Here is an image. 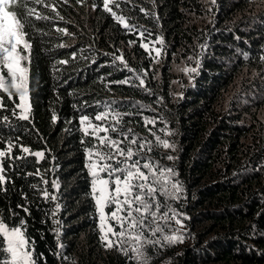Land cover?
<instances>
[{
  "label": "trees",
  "instance_id": "16d2710c",
  "mask_svg": "<svg viewBox=\"0 0 264 264\" xmlns=\"http://www.w3.org/2000/svg\"><path fill=\"white\" fill-rule=\"evenodd\" d=\"M210 1L118 0L112 11L104 0H16L9 7L18 16L35 8L49 17L25 19L28 120L19 118L16 97L0 93V219L6 227L26 222L37 264H135L130 248L125 256L101 241L85 167V149L97 142L80 120L112 110L122 114L112 127L150 141V158L172 168L183 188L171 201L183 242L145 245L148 264H264V2ZM138 31L163 40L161 64L140 46ZM195 55L191 81L174 92L173 65ZM242 70L246 78L228 94ZM136 102L156 110L161 130L145 125ZM157 136L174 147H156Z\"/></svg>",
  "mask_w": 264,
  "mask_h": 264
},
{
  "label": "snow or ice",
  "instance_id": "6c2138e0",
  "mask_svg": "<svg viewBox=\"0 0 264 264\" xmlns=\"http://www.w3.org/2000/svg\"><path fill=\"white\" fill-rule=\"evenodd\" d=\"M31 2L42 4L44 0H31ZM9 3H16V0H0V93H7L10 100L18 97L20 103L16 107L23 108L24 112H27L30 110L27 103L30 91V69L25 62L30 63V55H25V53L30 54L32 44L25 39L27 35L24 31L25 19L34 16L37 20H47L49 17L41 16L35 8H28L26 14L18 16L16 12L7 9ZM113 3L117 7L120 6L118 0H104L105 10L112 11L109 5ZM47 6L51 8V11H56L52 5ZM140 11L148 15L145 9L141 8ZM112 15L124 24V19L118 17L114 11ZM124 26L130 27L127 24ZM58 31L68 34L64 29H58ZM140 35L143 37L144 33L141 32ZM155 43L163 45V40L158 38ZM140 46L148 50L147 43H141ZM152 50L156 52V57L162 54V48H153ZM156 57H153L154 62ZM118 59L124 63L122 57ZM261 59L264 60V56ZM60 63L64 64L67 61H60ZM125 67H127L126 64ZM128 70L132 71L130 68ZM184 71L195 72L196 69L186 68ZM137 79L140 77L137 76ZM121 83H129V81L125 80ZM139 86H144L143 79H140ZM3 107L4 104L0 102V108ZM112 112V121L117 124L121 123L122 114L115 110ZM108 116L109 112L97 113L95 120L102 121ZM19 118L28 120L26 114H22ZM6 119L7 117H5ZM86 123L85 136L90 135L88 131L90 127L93 130L94 138L98 140L97 145L85 149L88 161L85 167L89 169V175L92 177V199L100 213V239L106 249L115 248L128 256L130 248L134 254L135 264H148L145 245H159L161 240L151 239L147 233H151L152 236L159 234L162 236L163 242L168 245L183 242V235L176 234L179 229L174 230L172 235L167 234L168 231H172L170 228L171 221H174L181 228L183 227L179 219L181 214L170 204H167L166 200L162 201L158 198L163 196L168 200H178L179 193L183 190L182 185L179 180L172 179L175 176L172 168L160 166L150 158L154 147L150 141L137 138L134 135L130 136L131 129L128 130V133H123L116 127L109 128L103 124H95L87 115L80 120L82 126ZM149 123L154 125L155 121L146 119L145 125ZM100 132L105 133V135H98ZM109 133H119L122 139L113 138ZM125 142L136 147L124 148L122 145ZM155 146H162L164 149L174 147L159 136L156 137ZM10 150L11 145L9 152ZM21 150L25 153L30 152L27 147H22ZM145 151L149 154L148 157L135 158ZM32 154L37 157L43 156V153L40 152ZM4 155L5 152L0 151V157ZM167 159L172 160L174 158L168 156ZM3 171L4 169L0 168V173ZM101 173L103 175H100ZM3 181L4 176L0 175V182ZM53 186L59 187L55 181H53ZM45 196H48L47 192H45ZM51 199L56 200L57 197L52 196ZM113 205L115 207H112ZM59 207L57 204V210ZM106 207L111 209L107 214L104 212ZM55 214L53 212V216ZM109 218L113 223L107 224V231H105V225ZM25 224L26 222L21 220L18 227H6V222L0 219V233L3 234L2 239H0V251L6 253L5 256H0V264H37V257L31 250L34 245L27 239ZM109 233L111 238H109Z\"/></svg>",
  "mask_w": 264,
  "mask_h": 264
},
{
  "label": "rangeland",
  "instance_id": "374dc122",
  "mask_svg": "<svg viewBox=\"0 0 264 264\" xmlns=\"http://www.w3.org/2000/svg\"><path fill=\"white\" fill-rule=\"evenodd\" d=\"M264 2V0H263ZM211 3H214V0H211L209 4ZM12 6V3H9L7 5V9L9 10V7ZM209 10H210V7H208ZM10 11V10H9ZM141 31H138V38H141L142 40V43H147L148 44V52H149V55H151L152 57H156V52L153 51L152 49L153 48H162V54L159 56V57H156V63H159L161 64V60L162 58L164 57L165 58V54H166V45L164 46V43L163 45L161 44H157L155 43V41L158 39V37H155V34L152 36H146L144 35L143 37H141L140 35ZM160 39V38H159ZM197 61H198V57L195 55V57L187 62H185L182 58V60L180 62H176L173 67H172V74H173V78L171 79L172 80V84H173V90L174 92H176V88L178 87L179 84H183L184 82H187L189 83L192 79V74H194V72L192 71H189V72H185L184 69L188 68V69H192V68H197L198 64H197ZM246 74H247V71L246 70H242L238 76V79L236 78V81L233 82L229 88V91H228V94H231V92L237 87V85L239 84V82L243 79L246 78ZM137 74H132L129 76V78H131L132 80L134 81H137L139 82V85H140V79H137ZM139 77V76H138ZM178 83V85H177ZM253 100H254V97H252ZM259 98V97H258ZM263 98V97H262ZM241 102H244V104H248L245 100L241 101ZM254 102H257V100H254ZM20 101L18 99V97H16V105L19 104ZM136 105L139 106V109H141L138 113L140 115V118L141 120L145 123V120L148 119V120H154L155 121V124H147L149 126H153V127H156V129H159L161 130L162 129V126L161 124H164L163 121H160L159 117L161 118V116L156 113V110L152 109L151 107L149 106H146V105H143L141 103H137L136 102ZM263 108H264V103H263ZM17 110L21 111L23 114H24V110L23 108H17ZM111 116H112V113H109V116L107 117V119L105 120H102V121H92L93 123L95 124H103L104 126L106 127H109L111 128L113 126V121L111 119ZM82 126V125H81ZM87 127V123L85 125L82 126V129L84 130V128ZM88 131L89 133L92 135V137L94 138V134H93V130L92 128H88ZM155 134H157L155 132ZM98 135L100 136H103L105 135V133L103 132H100ZM137 138H140V137H137ZM95 139V138H94ZM96 142L98 144V140L96 139ZM96 144V145H97ZM133 147L135 148L136 146L134 145H129L128 143H126L125 145L123 144L122 147L124 148H127V147ZM37 153V152H36ZM142 157H148L147 156V151H145L144 153H141L139 157H135V158H142ZM153 160V159H152ZM155 161V160H154ZM87 153H86V163H87ZM156 162V161H155ZM88 169V168H87ZM88 172H89V169H88ZM100 175H103V173H101ZM91 177V176H90ZM172 179L176 180L174 177H172ZM91 180H92V177H91ZM157 187H159V185H157ZM92 192V191H91ZM180 194V193H179ZM97 195H99V193H97ZM160 200H166L167 204H170L171 205V201L172 200H168L167 198L163 197V196H159L158 197ZM95 202V201H94ZM112 207H115L114 205ZM172 207V206H171ZM95 208H96V212H97V216H98V229H99V232H100V213L98 212L97 210V206H96V203H95ZM173 208V207H172ZM110 208H108V210L105 208L104 209V212L105 214L109 213L110 212ZM178 212V211H177ZM179 219L181 220L182 222V216L180 215L179 216ZM110 223H113V221L111 220V218H109V220L106 222V225H105V231H107V224H110ZM170 228L172 231H168L167 234L168 235H172L174 230L176 229H179V232L176 233V234H179V235H182V230H183V227L181 228L179 225H176L174 221H171L170 222ZM119 230V229H117ZM1 236H3L2 233H0ZM100 235H101V232H100ZM147 235L151 238V239H160L161 240V244H159L160 246H163V239H162V236H160L159 234L157 236H152L151 233H147ZM109 238H111V234L109 233ZM5 247H6V244H5ZM131 250V249H130Z\"/></svg>",
  "mask_w": 264,
  "mask_h": 264
}]
</instances>
